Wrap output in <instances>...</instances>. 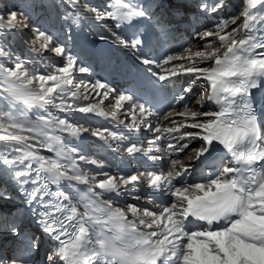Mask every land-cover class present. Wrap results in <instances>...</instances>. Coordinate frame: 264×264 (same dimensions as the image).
Masks as SVG:
<instances>
[{"label":"snow or ice","instance_id":"6c2138e0","mask_svg":"<svg viewBox=\"0 0 264 264\" xmlns=\"http://www.w3.org/2000/svg\"><path fill=\"white\" fill-rule=\"evenodd\" d=\"M231 7L0 0V264H264V0L224 18ZM188 30L187 46L167 47ZM105 43L142 67L147 94L78 78L110 63ZM142 127L154 133L146 147L130 140ZM93 138L167 169L112 174ZM125 196L141 203L121 207Z\"/></svg>","mask_w":264,"mask_h":264},{"label":"bare ground","instance_id":"6f19581e","mask_svg":"<svg viewBox=\"0 0 264 264\" xmlns=\"http://www.w3.org/2000/svg\"><path fill=\"white\" fill-rule=\"evenodd\" d=\"M188 36V38L187 39H189V40H191L192 39V36L191 35H187ZM82 40V39H81ZM88 40H87V38H85L84 37V41H81V43H82V46H84V47H87V46H90L91 45V42L89 41V42H87ZM104 46V48H105V50L106 51H108L109 52V54H110V56H111V58L112 57H114L113 55H116V53L115 52H117L118 50L119 51H122L121 50V48H119V47H116V46H113V45H110V44H104L103 45ZM55 58H57V59H60L59 57H56L55 56ZM103 64H106L107 65V63H101V64H99L100 66H102ZM99 72L100 71H98V73H96L95 72V75L94 76H96V74H97V76H99L100 78H102V76L99 74ZM191 78L192 79V77L191 76H187V75H185V76H181V77H179V81L180 82H185L188 78ZM104 79V78H103ZM113 86H114V83H113ZM117 90H118V88H117ZM195 90V88L193 89V91ZM104 104H108V101H105L104 102ZM204 110H211L210 109V106L208 105V104H205V106H204V108L203 109H201V111H204ZM121 119H125L123 116H121ZM100 124H109L110 125V127H113L114 126V128H113V130H115V131H123L124 133H125V135H128V133H127V129H125L122 125L120 126V127H117L113 122H109V120H104V119H102V120H97ZM153 121V125L154 126H157L156 125V120L155 119H153V118H151V122ZM130 122V120L129 119H126L125 120V123H129ZM144 131H146V134L148 135V137L143 141L142 140V134H143V132ZM153 135H154V133L153 132H151V131H149V130H147V129H145V128H141V131L139 132V133H134V134H132L131 135V137L133 138V140H131L132 142H142V143H144L145 144V147L147 146V140H149V139H152L153 138ZM197 143L198 142H196V143H193L192 145H190V147H196V145H197ZM110 150V152L112 151L111 149H109ZM123 150V149H122ZM113 152V151H112ZM114 154H115V156H116V158H117V160H115L114 158H112L111 159V161L112 162H116V163H113L112 164V166L113 167H111V169L109 168V170L108 171H110L112 174H116L117 172H116V170H117V167H121L120 165V162H121V159H120V157H122L123 159H127V161H126V163H127V165H128V161H131V160H137V159H139L140 158V161L141 160H143V159H146L147 160V158L146 157H142L140 154H137V156L136 157H131V156H127L126 154V152H120V154H117V153H115V152H113ZM182 155V154H181ZM119 156V157H118ZM129 158V159H128ZM149 161V160H148ZM150 162H152V161H150ZM153 163V165H154V167L158 170L161 166L166 170L167 169V164L166 163H164V162H161V161H157V162H152ZM134 166V165H133ZM136 166H134V168H135ZM123 170H128V171H130L131 170V168H129L128 166L127 167H121ZM131 172V171H130ZM131 173H133V169H132V172ZM193 177H190L189 179L191 180ZM141 193L143 192V188H141L140 190H139ZM129 197V196H128ZM131 198V197H130ZM130 198H128L127 200L128 201H126V198L125 197H122L121 199H120V201H119V206H121V207H123L125 204H130V202H131V199ZM136 201V200H135ZM140 203V202H139ZM138 203V204H139Z\"/></svg>","mask_w":264,"mask_h":264},{"label":"rangeland","instance_id":"374dc122","mask_svg":"<svg viewBox=\"0 0 264 264\" xmlns=\"http://www.w3.org/2000/svg\"><path fill=\"white\" fill-rule=\"evenodd\" d=\"M103 1L104 0H100V3L102 2L103 3ZM241 1L242 0H230V3H231V5L233 6V12L232 13H227V10L228 9H226V10H224L223 11V13H224V16L225 17H229V16H231V15H233L235 12H237L239 9V5H240V3H241ZM92 2L93 3H96V4H99V0H92ZM100 5V4H99ZM222 13V14H223ZM53 16H54V14H53ZM42 19H43V17H42ZM44 20V19H43ZM44 22V21H43ZM93 31H94V35H92L91 37L93 38V39H96V33H99L100 31H101V29H99V28H94L93 29ZM197 44L199 43V42H196ZM110 44V43H109ZM24 50L23 49H21V52H23ZM52 59L56 62V63H60V59H57V58H55V56H53L52 57ZM77 76H78V78H80V79H84V80H92L93 78H89V77H91V76H89L88 74H77ZM186 83V82H185ZM107 105L108 104H104V107L106 108V110H108V111H111V108H108L107 107ZM98 119H100V117H95V116H91V118H90V123H91V125L93 126V127H96V126H105V127H108V125L107 124H100L97 120ZM103 119V118H102ZM102 119H100V120H102ZM110 122V121H109ZM108 128H110V127H108ZM113 128H114V126H113ZM95 138H93L92 140L93 141H95L96 142V140H94ZM94 146V145H93ZM113 146L114 147H116V146H118V145H116L115 143L113 144ZM123 149V148H122ZM121 149V151H123ZM92 154H98V152H94V149H92ZM127 156H128V154H126ZM107 170H109V169H107ZM125 198H130V196L128 197V196H125ZM131 199V202H130V204H138L140 201H135L134 199H132V197L130 198ZM128 201V200H127ZM141 203V202H140Z\"/></svg>","mask_w":264,"mask_h":264}]
</instances>
